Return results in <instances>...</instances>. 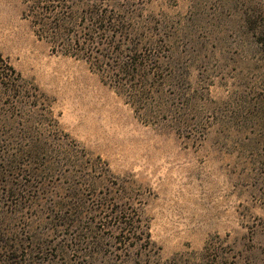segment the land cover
Wrapping results in <instances>:
<instances>
[{"label":"rangeland","instance_id":"obj_1","mask_svg":"<svg viewBox=\"0 0 264 264\" xmlns=\"http://www.w3.org/2000/svg\"><path fill=\"white\" fill-rule=\"evenodd\" d=\"M108 4L162 52L143 115L87 63L37 38L22 0H0V53L52 111L14 108L0 88V123L12 124L0 128V158L7 135L23 138L22 123L47 126L46 146L29 165L48 167L40 203L8 216L18 202L9 196L0 205L5 228L67 245L50 251V264H264V0ZM66 134L67 147L59 141ZM97 157L109 172L90 165ZM55 201L74 203L63 211L83 218L97 203L135 208L152 245L126 247L111 225L97 223L99 236L80 239L81 248L97 243L96 252L83 257L65 235L43 234Z\"/></svg>","mask_w":264,"mask_h":264},{"label":"trees","instance_id":"obj_2","mask_svg":"<svg viewBox=\"0 0 264 264\" xmlns=\"http://www.w3.org/2000/svg\"><path fill=\"white\" fill-rule=\"evenodd\" d=\"M22 4V15L29 21L33 33L49 43L52 52L87 63L91 70L99 74L104 85H108L117 95L123 97L135 112L143 115V111H140L143 110L141 104L159 70L162 52L157 49L160 47L152 41V37L145 36V31H137L124 9L114 10L108 0H22ZM139 37L147 39L148 50L144 49L145 44L141 45ZM26 83L0 53V88L12 99L10 106L19 109L28 107L29 113L39 109L43 114L48 113L51 116L52 111L39 100L38 89L29 87ZM3 126L12 124L4 121L0 123V128ZM21 127L23 138L15 142L7 135V149L1 152L0 158V185L5 184L7 188L0 191V205L9 196L18 198L8 216L22 212L25 206L33 207L40 203L35 200L44 193L45 183L39 179L48 170L46 166L40 169L30 167L31 162L39 158V150L46 146L42 141L47 126L32 121L22 123ZM48 127L55 128L56 125L51 123ZM67 137V134L63 135L65 140H59L66 147ZM9 146L15 147L13 152L8 151ZM90 165L97 170H101L103 166V170L109 172L106 163L99 157ZM31 191L36 196L30 199L27 193ZM26 200L29 203L26 204ZM111 200L116 202V199ZM50 206L43 234L65 235L68 243L75 246L73 252L82 254L83 257L96 252L90 246L97 243L89 245L88 249L81 248L83 242L80 239L84 235L99 236L101 230H98L97 223H101L103 228L111 225L121 236L120 243L126 247L143 244V249H147L152 245L149 232L143 230V227L146 230L148 227L143 225L135 208L130 211L126 208L114 211L113 204L97 203L91 206L94 214L83 218L74 212L63 211L65 206L72 207L71 204L64 206L63 203L55 201ZM5 216L0 214V264H50L54 260L50 251L56 254L63 253V250L66 252L68 246L65 244L55 245V248L47 247L50 244L46 238L36 239L34 236L27 239L18 231L5 228Z\"/></svg>","mask_w":264,"mask_h":264}]
</instances>
